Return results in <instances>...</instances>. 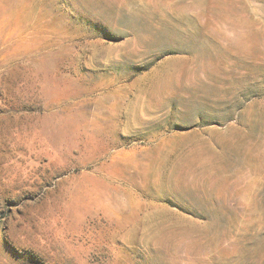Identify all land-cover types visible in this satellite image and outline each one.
<instances>
[{"label": "rangeland", "instance_id": "1", "mask_svg": "<svg viewBox=\"0 0 264 264\" xmlns=\"http://www.w3.org/2000/svg\"><path fill=\"white\" fill-rule=\"evenodd\" d=\"M0 264H264V0H0Z\"/></svg>", "mask_w": 264, "mask_h": 264}, {"label": "bare ground", "instance_id": "2", "mask_svg": "<svg viewBox=\"0 0 264 264\" xmlns=\"http://www.w3.org/2000/svg\"><path fill=\"white\" fill-rule=\"evenodd\" d=\"M132 3V2H131Z\"/></svg>", "mask_w": 264, "mask_h": 264}]
</instances>
